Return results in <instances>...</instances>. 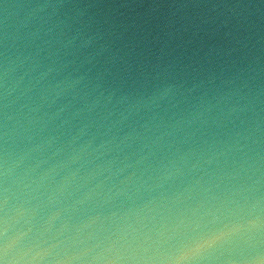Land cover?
<instances>
[{
	"label": "water",
	"instance_id": "water-1",
	"mask_svg": "<svg viewBox=\"0 0 264 264\" xmlns=\"http://www.w3.org/2000/svg\"><path fill=\"white\" fill-rule=\"evenodd\" d=\"M0 264H264V0H0Z\"/></svg>",
	"mask_w": 264,
	"mask_h": 264
}]
</instances>
